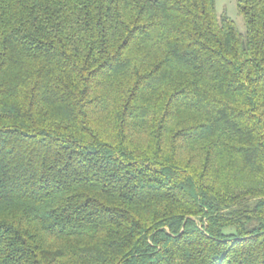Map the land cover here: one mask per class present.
<instances>
[{"label":"trees","instance_id":"16d2710c","mask_svg":"<svg viewBox=\"0 0 264 264\" xmlns=\"http://www.w3.org/2000/svg\"><path fill=\"white\" fill-rule=\"evenodd\" d=\"M0 0V264H264V0Z\"/></svg>","mask_w":264,"mask_h":264},{"label":"rangeland","instance_id":"374dc122","mask_svg":"<svg viewBox=\"0 0 264 264\" xmlns=\"http://www.w3.org/2000/svg\"><path fill=\"white\" fill-rule=\"evenodd\" d=\"M215 5L218 16L229 17L235 22L241 33L245 32V22L238 6V0H216Z\"/></svg>","mask_w":264,"mask_h":264}]
</instances>
